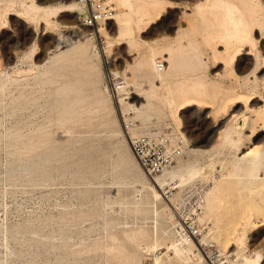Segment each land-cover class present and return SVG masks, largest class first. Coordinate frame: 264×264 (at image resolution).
Wrapping results in <instances>:
<instances>
[{
	"label": "rangeland",
	"instance_id": "obj_1",
	"mask_svg": "<svg viewBox=\"0 0 264 264\" xmlns=\"http://www.w3.org/2000/svg\"><path fill=\"white\" fill-rule=\"evenodd\" d=\"M102 1L131 41L87 26L76 0H0V264H249L264 245V0Z\"/></svg>",
	"mask_w": 264,
	"mask_h": 264
},
{
	"label": "bare ground",
	"instance_id": "obj_2",
	"mask_svg": "<svg viewBox=\"0 0 264 264\" xmlns=\"http://www.w3.org/2000/svg\"><path fill=\"white\" fill-rule=\"evenodd\" d=\"M67 2V1H66ZM67 7H68V9H71V10H76L77 11V9L78 10H80L81 11V13H84V14H86L87 13V9H86V7L85 6H83L78 0H76V2H69V4H67L66 5ZM55 7V6H54ZM59 7H60V5H59ZM41 8V7H40ZM51 8V7H50ZM56 8V7H55ZM228 10H230V9H228ZM79 11V12H80ZM66 12V11H65ZM116 12V11H115ZM229 11H227V13H228ZM43 13V12H42ZM61 13V12H60ZM231 13V12H230ZM46 14V13H45ZM48 15V14H47ZM46 15V16H47ZM232 15V14H231ZM227 16H230V15H227ZM1 17H3V15L1 16ZM47 19V18H46ZM45 19V20H46ZM49 20H47V22H48ZM111 22H113V23H115V27H116V31L115 32H113V33H115V36H114V40L116 39V41L115 42H118V44H126V42H128V41H131L132 39H133V34H134V27H133V25H132V23L130 22V21H126V22H121V21H119V22H121V23H118V22H115V18H112L110 21H108L105 25H107V24H109V23H111ZM250 22V21H249ZM182 23V22H181ZM110 25V24H109ZM111 25H112V23H111ZM178 25V24H177ZM179 25H181V24H179ZM191 26V25H190ZM108 27V26H107ZM106 27V28H107ZM108 29V28H107ZM113 29V28H112ZM153 29H154V26H153ZM182 29V28H181ZM180 29V30H181ZM199 29H200V26H199ZM241 29V28H240ZM200 30H202V28L200 29ZM235 30V29H234ZM233 30V31H234ZM237 30L239 31V29L237 28L236 29V32H237ZM151 31V30H150ZM208 31V30H207ZM203 32V31H202ZM229 32H230V30H229ZM241 32V31H240ZM243 32V31H242ZM74 33L75 34H73V35H75L76 37V40H74L75 38H73V37H71V38H69V37H66L65 36V34H63L62 32L60 33V39H59V43H58V45L55 47L56 49L54 50V53H61L62 52V50H64V49H67V48H69L70 46H72V45H75V44H77V43H79V42H81V40L82 39H84L83 37L81 38V35H82V33H81V31H80V29H78V30H75L74 31ZM108 33V32H107ZM207 33V32H206ZM78 34V35H77ZM180 34V33H179ZM205 34V33H204ZM232 34H234L235 35V33L234 32H232ZM239 34V33H238ZM71 35V34H70ZM178 35V34H177ZM185 35V34H184ZM208 35V34H207ZM231 35V34H230ZM110 36H111V34H110ZM166 36V35H165ZM236 36H237V34H236ZM230 37H232V36H230ZM233 37H235V36H233ZM232 37V38H233ZM232 38H230V39H232ZM237 39V38H236ZM234 39H232L231 40V43H232V41H233ZM263 40V39H262ZM239 41V38H238V40L236 41V42H238ZM240 43V42H239ZM83 44V43H82ZM81 43H80V45H82ZM83 46V45H82ZM244 46V45H243ZM113 44H110L109 45V54L110 53H112L113 52ZM238 49V48H237ZM237 49L234 51V52H236L237 51ZM264 49V48H263ZM81 50H82V47H81ZM225 50H229V48H227V49H225ZM262 50V49H261ZM77 51V50H76ZM75 51V52H76ZM80 50H78L77 52L80 54L81 52H79ZM122 51V50H121ZM249 51V50H248ZM259 51V50H258ZM67 52V51H66ZM83 52V51H82ZM53 53V52H52ZM65 53V52H64ZM70 53V52H69ZM227 53H228V51H227ZM230 53V52H229ZM262 54L264 53L263 51L261 52ZM62 54V53H61ZM60 54V55H61ZM235 54V53H234ZM250 54V53H249ZM67 55V54H66ZM70 55V54H69ZM254 55V54H253ZM50 56V55H49ZM64 56V55H63ZM74 56H76V54L74 55ZM74 56H72V57H74ZM250 56H251V54H250ZM255 56V55H254ZM262 56V55H261ZM54 57V56H53ZM52 57V58H53ZM56 57V56H55ZM58 57H59V55H58ZM58 57H56V58H58ZM232 58H233V56H231ZM247 57V56H246ZM260 57V56H259ZM254 58V57H253ZM261 58V57H260ZM54 59V58H53ZM63 59H66V58H63ZM63 59H60V60H63ZM234 59H235V57H234ZM257 60V59H256ZM261 60H264V59H261ZM52 61V60H51ZM155 63L154 64H156V70L159 72V69H158V67H157V65L159 64V62H156V61H154ZM262 62V61H261ZM264 62V61H263ZM161 63V62H160ZM163 63V62H162ZM242 63V62H241ZM256 64V63H255ZM261 64V63H260ZM235 65V64H234ZM264 65V64H263ZM263 65H260V66H257V68H262V66ZM246 66V65H245ZM1 67V66H0ZM239 68H241V67H239ZM259 68V69H260ZM8 69H10V70H13L12 69V67H10V68H8ZM258 69V70H259ZM263 69V68H262ZM261 69V70H262ZM255 71H257V69L255 70ZM256 73V72H255ZM254 74V73H253ZM252 74V75H253ZM248 76H251V74L250 75H248ZM258 77V76H257ZM260 78H261V76H260ZM259 78V79H260ZM127 79V78H126ZM263 79V78H262ZM250 81V80H249ZM256 81V80H255ZM248 82V81H247ZM253 82V81H252ZM264 83V82H263ZM126 84V82L125 83H123V85H121L120 86V84L119 83H116L115 85H114V90L115 91H117V90H124L125 89V85ZM252 84V83H251ZM254 85H256V83H254ZM120 86V87H119ZM263 87H264V84H263ZM197 91H200V90H197ZM203 94V93H202ZM260 94V93H259ZM183 95V94H182ZM134 96V95H133ZM184 96V95H183ZM182 96V97H183ZM196 96V95H195ZM184 97H186V96H184ZM183 97V98H184ZM193 97V96H192ZM258 97V96H257ZM256 97V98H257ZM261 97H262V95H261ZM254 98V97H253ZM131 99V98H130ZM188 99V98H187ZM191 99V98H190ZM194 99V98H193ZM193 99H191V100H193ZM137 100V99H136ZM196 100V99H195ZM194 101V100H193ZM197 101V100H196ZM262 101V100H261ZM192 103V102H191ZM260 103V102H259ZM261 104V103H260ZM145 105V104H144ZM193 105V104H192ZM235 105V104H234ZM233 105V106H234ZM249 105V104H248ZM253 105V104H252ZM249 106H251V105H249ZM233 109V108H232ZM241 109H242V107H241ZM259 109V108H258ZM251 110H254V108L253 109H251ZM257 110V109H256ZM264 111V110H263ZM253 112H255V111H253ZM255 114V113H254ZM264 114V113H263ZM230 115H231V113H230ZM255 115H257V114H255ZM258 115H261V113H259L258 112ZM262 116H264V115H262ZM260 118V117H259ZM258 118V119H259ZM261 118H264V117H261ZM260 118V119H261ZM236 119V118H235ZM257 119V118H256ZM223 120V119H222ZM263 120V119H262ZM231 121V120H230ZM234 121V120H233ZM235 122V121H234ZM230 124V123H229ZM228 125V124H227ZM217 126V125H216ZM232 126H233V124H232ZM223 127V126H222ZM221 127V128H222ZM228 127V126H227ZM225 131V130H224ZM235 131V129H234V127H232V129H230L229 130V136L233 133ZM223 132V131H222ZM130 133L132 134V137H133V133H132V131H130ZM225 133V132H224ZM225 135V134H224ZM228 136V137H229ZM227 137V138H228ZM224 138H225V136H224ZM226 138V139H227ZM119 142H120V139H119ZM124 145V144H123ZM120 146L122 147V144H120ZM124 148V147H123ZM125 149V151H126V148H124ZM257 149H259V148H257ZM200 150V149H199ZM198 150V151H199ZM209 152H210V150L209 149H207ZM207 150H206V152H207ZM253 150V149H252ZM128 151V150H127ZM197 151V152H198ZM204 151V150H203ZM254 151V150H253ZM196 152V151H195ZM127 153V152H126ZM128 153H130V155H131V152H129L128 151ZM128 153H127V156H130V155H128ZM248 153V152H247ZM244 154H246V153H244ZM251 154V153H250ZM250 154H248V155H250ZM247 155V156H248ZM244 156V155H243ZM242 157V156H241ZM255 157H256V155H255ZM129 158V157H128ZM243 158V157H242ZM253 159H255V158H253ZM130 160V159H129ZM131 161V160H130ZM130 161H128V162H130ZM256 161V160H255ZM134 162H136L135 160H134ZM257 162V161H256ZM132 163H133V161H132ZM129 164V163H128ZM134 164V163H133ZM136 164H138L137 162H136ZM256 165V164H255ZM261 165V164H260ZM127 166H129V165H127ZM135 166V165H134ZM138 166V165H137ZM136 166V167H137ZM257 166V165H256ZM132 167V166H131ZM131 167H130V169H131ZM123 168V167H122ZM135 168V167H134ZM138 168V167H137ZM143 168V167H142ZM254 168V167H253ZM257 168V167H256ZM125 169H126V167H125ZM127 169H129V168H127ZM129 169V171H131ZM136 169V168H135ZM132 170H133V168H132ZM139 170V169H138ZM126 171H128V170H126ZM128 171V172H129ZM135 171V170H134ZM143 171V170H142ZM122 172V171H121ZM124 172V171H123ZM140 173V172H139ZM143 173V172H142ZM136 174H137V172H136ZM193 174L194 173H192V176H193ZM142 175V174H141ZM141 175H140V177H141ZM187 177V176H186ZM194 177V176H193ZM191 178V177H190ZM190 178H185L184 177V179H182L181 180V184H183V183H185V182H187V181H189L190 180ZM158 178H156V179H153L152 180V182L154 183V185H151L150 186V188L152 189V190H154V191H156V189H158L159 191H160V189H161V185H159V181H161L160 179H158ZM167 182V181H166ZM161 183V182H160ZM162 184H165V183H162ZM156 187V188H155ZM151 190V191H152ZM157 190V191H158ZM158 191V192H159ZM161 198H163V195H162V197H161V195H159V194H157V199H161ZM156 199V200H157ZM158 203V202H157ZM160 206H166V203H165V201L162 203H160ZM159 206V208L158 209H160L161 207ZM155 207H158V205L157 206H155ZM168 207V206H167ZM169 211H170V213L169 214H171V216H172V213H171V210L169 209ZM247 220V219H246ZM247 228V227H246ZM249 229V228H248ZM246 230V229H245ZM245 234V233H244ZM249 235V234H248ZM242 236V235H241ZM250 236V235H249ZM232 238V237H231ZM230 238V239H231ZM240 238V237H239ZM233 239V238H232ZM234 239H235V237H234ZM241 239V238H240ZM239 239V240H240ZM236 241V240H235ZM232 242H234V241H232ZM241 242V244L243 245V246H245V247H247L248 249H249V243H247V238L246 237H243V239H242V241H240ZM253 242V241H252ZM235 243V242H234ZM227 244V243H226ZM228 246V245H227ZM229 248H232V247H230V246H228ZM253 247V246H252ZM170 249H173L176 253H178L179 252V250H178V248L176 247V244H173V245H171V248ZM233 249V248H232ZM250 250V249H249ZM252 250V249H251ZM243 260L244 261H246V262H248L249 264H264V245H263V247L260 249V250H255V251H253V252H250V255H244L243 256ZM156 264H159V261H157L156 262Z\"/></svg>",
	"mask_w": 264,
	"mask_h": 264
},
{
	"label": "built area",
	"instance_id": "obj_3",
	"mask_svg": "<svg viewBox=\"0 0 264 264\" xmlns=\"http://www.w3.org/2000/svg\"><path fill=\"white\" fill-rule=\"evenodd\" d=\"M79 2L87 9V13L83 18V21L87 26L98 27L115 17V11L112 8L107 7L102 0H79ZM157 67L159 71H164L165 69V65L162 62L159 63ZM133 147L135 152L141 158L143 165L147 168L148 164L144 161L143 156H141L139 153L138 143L136 142L133 143ZM187 234H188L189 242L194 243L198 234L194 226L187 227ZM200 253L208 257V253L206 249L201 248ZM210 264H215V263L210 260Z\"/></svg>",
	"mask_w": 264,
	"mask_h": 264
}]
</instances>
